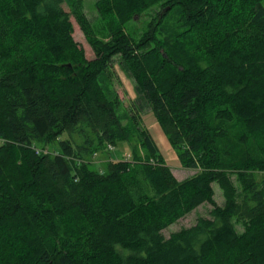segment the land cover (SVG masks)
Here are the masks:
<instances>
[{
	"label": "trees",
	"instance_id": "1",
	"mask_svg": "<svg viewBox=\"0 0 264 264\" xmlns=\"http://www.w3.org/2000/svg\"><path fill=\"white\" fill-rule=\"evenodd\" d=\"M95 7L97 27L84 0H0V264H264V0ZM114 64L191 177L121 112ZM124 142L131 160L89 161ZM204 203L208 216L164 235Z\"/></svg>",
	"mask_w": 264,
	"mask_h": 264
},
{
	"label": "rangeland",
	"instance_id": "2",
	"mask_svg": "<svg viewBox=\"0 0 264 264\" xmlns=\"http://www.w3.org/2000/svg\"><path fill=\"white\" fill-rule=\"evenodd\" d=\"M98 0H84L85 2V14L93 26L97 27L100 24L99 14L96 10V2ZM66 11H70L67 5H64ZM153 11L150 10L145 13L143 16H137L135 21H133L130 26L131 28H136L140 32L145 28L146 23L151 19ZM73 27H74V39L80 44L81 47L85 50L87 59H94L95 55L92 50L90 43L88 42L86 36L80 29L74 17L71 18ZM115 62H121L119 57L115 58ZM111 82L112 88L118 93L119 97L122 100L123 106L121 112H127L131 115H136L141 127L149 130L152 134L154 140L156 141L162 155L165 158L167 165L172 169L173 174L180 181L191 177L195 174V170L185 169L180 162L177 150L171 145L168 140L167 135L161 128V125L157 118L151 111V107L143 97L141 93L136 89L135 80L127 73L120 64H114L111 69ZM69 136L66 134L63 136V139H67ZM78 143L82 142V139L78 136H75ZM1 145V141H0ZM136 146L139 148L140 153L143 155L142 148L139 147V144L136 143ZM134 144L124 142L121 143L117 148L112 145H108L106 151L95 152L89 161L96 168H102L105 163L112 160V157H116L115 160H131L132 151ZM50 149L37 150V152L44 151L45 154H49ZM52 150V148H51ZM235 178V177H233ZM236 183L235 179H233ZM215 189V201L218 205H225V197L223 195L222 189L219 185H214ZM212 209V206L208 203H204L195 209L192 213L188 214L178 222L171 225L164 231V235L169 237L172 233L178 232L183 228H188L193 226L200 216H208L209 211ZM238 230L243 232L241 225H238Z\"/></svg>",
	"mask_w": 264,
	"mask_h": 264
}]
</instances>
